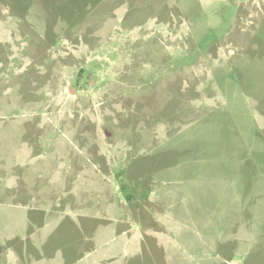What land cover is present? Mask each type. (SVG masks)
<instances>
[{"label":"rangeland","instance_id":"1","mask_svg":"<svg viewBox=\"0 0 264 264\" xmlns=\"http://www.w3.org/2000/svg\"><path fill=\"white\" fill-rule=\"evenodd\" d=\"M0 264H264V0H0Z\"/></svg>","mask_w":264,"mask_h":264}]
</instances>
